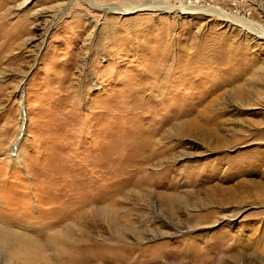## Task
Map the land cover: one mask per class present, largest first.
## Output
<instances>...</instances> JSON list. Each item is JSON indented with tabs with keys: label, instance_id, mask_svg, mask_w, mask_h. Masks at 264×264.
<instances>
[{
	"label": "rangeland",
	"instance_id": "rangeland-1",
	"mask_svg": "<svg viewBox=\"0 0 264 264\" xmlns=\"http://www.w3.org/2000/svg\"><path fill=\"white\" fill-rule=\"evenodd\" d=\"M6 238L0 264H264V0H0Z\"/></svg>",
	"mask_w": 264,
	"mask_h": 264
},
{
	"label": "bare ground",
	"instance_id": "bare-ground-1",
	"mask_svg": "<svg viewBox=\"0 0 264 264\" xmlns=\"http://www.w3.org/2000/svg\"><path fill=\"white\" fill-rule=\"evenodd\" d=\"M171 6H167L166 4H160V3L146 4L143 7H141V9H139V10L137 9V12L149 11L150 10V11H160V12H166V13H176V11H180V12L182 11V13H179V14H196V15L197 14H204V15H208V16H211V17H215V18L216 17H218V18L220 17L219 16L220 12L219 11L217 12L215 9L210 8V7H207V8H205V6H203V7H195L194 9L193 8L184 9L182 7L183 9L181 8L180 10L179 9L177 10V9L173 8V6L172 7ZM132 9H134V8L133 7H128L127 10H123V9L122 10L121 9H114V10H116V12L121 11V12H119L120 14H127V12L131 11ZM105 10H106V12L110 11L108 9H105ZM186 10H187V12H185ZM193 10H195V12H192ZM116 12H114V13H116ZM221 18H223V19L226 18V20L233 21V20H231L230 15L229 16H221ZM250 83H251V81H250ZM251 88H252V90L256 89L252 85H251ZM244 89H247V87L246 88L244 87ZM243 91H245V90H243ZM248 91H250V92H248V94H246L247 92L246 93L244 92V93L246 94L245 97L247 96V98L250 99V98H252L251 97V93H255V92L251 91L249 89H248ZM3 240L4 241H2V240L0 241V245H3L5 247H7V248L10 247V250H11L12 247L10 245L9 240L7 238L3 239ZM14 250H15V248H12V251H13L12 254H15Z\"/></svg>",
	"mask_w": 264,
	"mask_h": 264
},
{
	"label": "water",
	"instance_id": "water-1",
	"mask_svg": "<svg viewBox=\"0 0 264 264\" xmlns=\"http://www.w3.org/2000/svg\"><path fill=\"white\" fill-rule=\"evenodd\" d=\"M22 116L24 117V121H26V113H25V106L22 104Z\"/></svg>",
	"mask_w": 264,
	"mask_h": 264
}]
</instances>
